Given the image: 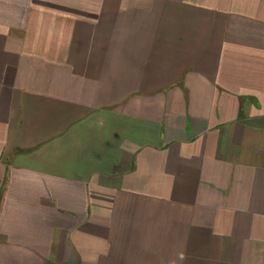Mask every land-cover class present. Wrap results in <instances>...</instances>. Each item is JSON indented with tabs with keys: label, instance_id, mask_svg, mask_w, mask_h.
Masks as SVG:
<instances>
[{
	"label": "crops",
	"instance_id": "crops-1",
	"mask_svg": "<svg viewBox=\"0 0 264 264\" xmlns=\"http://www.w3.org/2000/svg\"><path fill=\"white\" fill-rule=\"evenodd\" d=\"M0 264H264V0H0Z\"/></svg>",
	"mask_w": 264,
	"mask_h": 264
}]
</instances>
